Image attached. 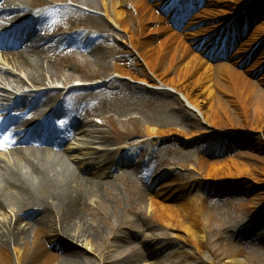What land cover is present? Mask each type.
I'll list each match as a JSON object with an SVG mask.
<instances>
[{
    "label": "bare ground",
    "instance_id": "obj_1",
    "mask_svg": "<svg viewBox=\"0 0 264 264\" xmlns=\"http://www.w3.org/2000/svg\"><path fill=\"white\" fill-rule=\"evenodd\" d=\"M63 1L60 6L42 11L41 8L46 6L45 0H2L0 17L23 22L16 30L19 37L13 36V32L6 34L0 29V45L23 46L14 55H9L6 67L5 62L0 65V73L11 75L10 78H0V85L4 86L0 90V116L5 111L3 104L8 107L5 114L11 111V115L1 121L0 133L22 127L19 130L21 132L17 145H24L26 141H39L45 146L35 150L20 148L18 151H11L9 158H6L7 153L1 149L0 212L12 211L13 207L19 213L17 216L13 215L15 220L11 217L0 219V264H9L10 248L17 264L20 261L21 264H79L77 257L80 252L67 248L64 244L57 245L52 235L70 238L74 244L86 250H90L97 235H100L99 231L88 223L86 215L91 209V202L100 206L104 203V196L95 183L80 174L109 169L115 165V159L106 149H92L93 156L85 159L74 158L72 155L82 149L80 145L75 144L72 148L68 147L65 154L80 173L77 175L63 163L60 156H56V150L65 146L73 130H78L81 135L87 133L81 124L66 112L65 101L76 93L74 88L65 87L71 76L56 69L47 59L55 56L58 63L62 64L66 52H61L68 49L70 59L77 61L79 55L75 50L86 49L91 41L107 40L111 37L107 32L109 28L123 32L120 39L124 40L133 54L132 59L114 61L117 76L121 79L126 77L132 81L128 83H133L128 88L130 94L143 92L158 97L178 95L184 101L182 104L195 110L207 127L216 131L236 132L242 129L257 132L264 141V94L252 83L236 75L225 76L224 74L229 72L228 62L216 64L218 73L214 75V64L202 57L205 52H200L210 43L227 37L228 27L216 35L202 36L205 34L202 33L208 30V24L195 20L191 24L203 23L207 26L199 28L197 25L196 30L199 31L187 35L174 32L169 38L162 39L165 29L160 26L161 18L153 17L151 12L153 9L157 14L164 13L168 8L167 4L172 0H69L73 3L71 5L67 4L66 0ZM188 1L190 0H180L182 5ZM85 7L99 10L104 19L84 12ZM47 15L56 16L57 21L65 27L83 25L90 29L74 35H53L47 39L35 37L33 27L39 26ZM180 19L181 14L176 11L170 12L168 16L172 27H176ZM227 20L228 17L225 21ZM235 22L236 19L232 18L227 26H232ZM189 35L200 38L193 40ZM78 38H85L87 41L85 44H79L76 42ZM201 39L204 40L203 44L199 43ZM186 44L189 50L186 49ZM229 45L231 44H228L226 49L219 48L232 51ZM114 58L117 60L118 57L114 55ZM128 65L131 68L127 69ZM61 78V85L64 86L59 92L60 97H63L59 107L46 117V114L41 113L39 116L42 120L29 127L35 122L30 111L39 103L51 104L55 89H60L55 87V84ZM259 85L262 87L261 83ZM97 87L113 88V85L93 84L86 90H95ZM42 88V91H35ZM19 107H24L27 111L15 116L14 109ZM59 116L66 123L62 130L54 121ZM172 133L171 130L153 127L147 130L150 137L163 136L180 147L187 145V140L173 137ZM189 138L190 141L196 140L195 135L190 137L189 134ZM104 140L106 139H103V142H106ZM96 145L106 147L99 143ZM228 146L226 140L219 139L205 146L203 154L210 159L219 151H226ZM248 163L250 162L229 159L220 164L210 162L202 165V178L212 181L208 191L205 190L207 199L212 203L227 201L225 197L220 196V188H216L213 183L251 174L246 168L249 167ZM262 164L264 163L261 161L260 165ZM256 170L258 169L253 168V171ZM253 175L256 174L253 172ZM201 187L198 182L196 188ZM192 193L187 185H177L175 181L167 180L162 181L157 192L148 195L143 193L137 200L139 203L145 202L155 222L164 228H173L199 250L204 241V217L212 218V214L209 207L201 204ZM23 219L29 220L30 223L22 226ZM54 226L55 229L49 231ZM31 232L33 236L30 235ZM42 236L47 248L62 254L60 260L46 253ZM31 237L32 244L28 245V239ZM240 256V247L235 246L225 256L226 264H243ZM143 257V254H138L133 264L140 263Z\"/></svg>",
    "mask_w": 264,
    "mask_h": 264
},
{
    "label": "rangeland",
    "instance_id": "obj_2",
    "mask_svg": "<svg viewBox=\"0 0 264 264\" xmlns=\"http://www.w3.org/2000/svg\"><path fill=\"white\" fill-rule=\"evenodd\" d=\"M45 1L46 6L41 8L42 11L64 3L63 0ZM66 3L73 4L69 0H66ZM175 8L178 9V6L169 4L168 10L161 17L160 26L165 29L162 39L169 38L174 32L187 35L199 31L195 28L197 25L199 28L207 26L203 23L191 24L195 20L208 24V30L203 32L202 34H205L202 36L216 35L228 27L229 35L224 39L230 40L228 44H231L229 46L232 51L213 45L218 44L220 40L205 50L206 54L216 57L211 61L214 64L212 73H218L216 64L228 62L229 72H226L225 76L236 75L252 83L264 94V0H204L198 7H187L188 13L183 16L180 26L173 30L171 24L166 22L167 14ZM83 9L84 12L104 19L99 10L86 7ZM151 13L154 14L153 17L158 18L153 9ZM227 17L228 20L225 21ZM232 18H235L236 22L227 26ZM10 21L11 23L9 19H0V27L14 24L12 22L16 20ZM103 25H106V21ZM86 29L90 28L83 25L62 26L56 16L47 15L32 31L36 37L47 38L53 34L74 35ZM107 32L111 35L107 40L91 41L86 49L75 50L79 55L77 61L70 59L68 49L61 52H66L62 64L58 63L55 56L47 59L56 69L71 76L65 87L74 88L76 93L65 101L66 111L78 120L87 133L81 135L78 130H73L65 146L56 150V156H60L63 163L77 175L80 173L65 154L67 148H72L75 144L80 145L82 149L72 155L74 158L85 159L93 156L92 149H106L115 159V165L109 169L80 174L95 183L104 196V203L100 206L91 202V209L86 215L88 223L100 234L90 250L74 244L70 238L53 234L56 244H64L67 248L80 252L77 257L79 264H133L138 254L145 256L138 264H226L225 256L235 246L240 247L243 264H264V164L260 165L261 161L264 163V141L261 134L242 129L228 132L209 128L201 121L200 115L186 104L183 105L182 98L175 94L159 97L143 92L130 94L128 88L133 83H128L132 81L126 77L121 79L117 76L114 61L132 59L133 54L124 40L120 39L122 31L109 28ZM190 37L193 40L200 38L192 35ZM86 41L85 38H78L76 42L85 44ZM186 49L189 50L187 44ZM190 50L192 52L191 48ZM15 52L0 47V65L5 62L6 67L9 55H14ZM114 55L118 57L117 60ZM62 68L65 70H60ZM129 68L131 67L128 65L127 69ZM2 77L10 78L11 75L1 72L0 78ZM88 77L90 78L84 79ZM62 80L61 78L55 84V87L60 89H55L51 104L39 103L33 110H29L35 120L29 127L42 120L39 116L41 113L46 114V117L59 107L63 98L59 94L64 86L61 85ZM107 83L109 86L113 85V88L97 87L95 90H86L90 85ZM3 87L0 85V90ZM42 90L43 88L35 91ZM3 105L6 110V105ZM23 108H15L14 115L25 113L27 109ZM5 112L0 116V121L11 115V111L7 114ZM60 120V117H56L54 121L57 127L62 129L65 123L62 125ZM152 127L171 130V136L182 141L185 139L188 143L185 147H180L177 143L169 142L167 137H150L147 130ZM18 130L9 129L6 133H16ZM189 134L190 137L195 135L196 140L190 141ZM103 139H106V142H103ZM219 139L226 140L229 146L226 151H219L209 159L203 154V148ZM9 140L12 144L10 148L18 151L20 147L13 146L12 138ZM27 144L26 147L33 150L44 148L39 142ZM6 158H9V155ZM229 159L250 162L246 168L252 173L215 181L213 184L220 188V196L225 197L227 201L212 203L207 199L205 192L212 181L202 178L200 167L210 162L224 163ZM253 168L258 170L253 171ZM253 172L256 175H253ZM106 174L108 175L105 176ZM167 180H173L177 185H187L195 198L209 207L212 218L204 217V241L199 250L173 228H164L155 222L145 202L139 203L137 200L143 193L148 195L157 192L162 181ZM198 182L201 183V188H196ZM11 209L12 211H1L0 219L11 217L15 220L13 215L17 216L19 212L13 207ZM26 223L30 221H21L22 226ZM54 229L55 226L49 231ZM30 235L33 236V232ZM42 238L46 253L60 260L62 254L47 248L44 237ZM31 240L32 237L28 239V245L32 244ZM9 252V264H17L11 248Z\"/></svg>",
    "mask_w": 264,
    "mask_h": 264
},
{
    "label": "snow or ice",
    "instance_id": "obj_3",
    "mask_svg": "<svg viewBox=\"0 0 264 264\" xmlns=\"http://www.w3.org/2000/svg\"><path fill=\"white\" fill-rule=\"evenodd\" d=\"M3 139H4V141H6L8 138L4 137ZM2 146H3V141H0V147H2Z\"/></svg>",
    "mask_w": 264,
    "mask_h": 264
}]
</instances>
